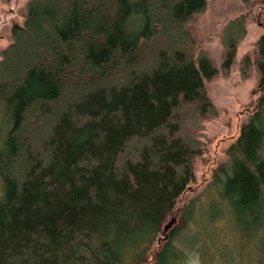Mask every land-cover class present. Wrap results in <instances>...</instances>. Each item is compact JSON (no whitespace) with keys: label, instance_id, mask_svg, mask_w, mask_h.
<instances>
[{"label":"trees","instance_id":"obj_1","mask_svg":"<svg viewBox=\"0 0 264 264\" xmlns=\"http://www.w3.org/2000/svg\"><path fill=\"white\" fill-rule=\"evenodd\" d=\"M206 5L27 3L0 53V102L10 114L0 149V264H191L193 246L177 245L181 230L161 227L166 215L176 220L194 181L201 123L217 114L205 83L229 76L245 35L243 16L225 26L219 68L196 52L187 26ZM132 15L141 23L130 32ZM238 70L242 81L255 70L264 90V35ZM263 104L264 91L229 148L218 194L226 209H212L231 211L236 264H264Z\"/></svg>","mask_w":264,"mask_h":264},{"label":"rangeland","instance_id":"obj_2","mask_svg":"<svg viewBox=\"0 0 264 264\" xmlns=\"http://www.w3.org/2000/svg\"><path fill=\"white\" fill-rule=\"evenodd\" d=\"M29 1L0 0V53L12 42V27L23 24L26 5ZM134 16H131L129 26H126L129 30L131 29L130 32L141 23L140 17ZM239 16L245 18V35L237 46L236 62L228 77L219 76L205 83L217 114L214 119L201 123L202 151L194 162V181L179 198L180 210L176 212V220L168 226V232L181 230L177 244L180 249L188 252L186 249L193 246L189 250L191 252L187 253L191 264L198 263V260H202L205 264H227L229 261L236 264L238 262L231 241L235 238L239 241L240 236L233 228L231 211L216 212L212 209L215 206L221 207L222 210L226 209L225 204L218 198V194L224 174L230 173L229 148L238 138L242 126L248 124L255 115L257 100L264 91L263 88L258 87L255 70L247 81L241 80L238 70L239 60L245 54H252L256 42L264 35V0H207L205 12L187 26V30L196 41V52L206 51L214 65L219 68L222 31L230 21ZM258 121L261 122L260 125L264 131V104ZM9 123L10 114L0 102V149ZM259 154L264 160V141ZM2 192L3 186L0 181V198ZM216 213L218 216L210 218ZM221 215H226L224 216L226 222ZM171 219L172 216H165L161 230L169 224ZM195 230H202V232L198 233ZM183 234L184 244L181 242ZM157 240L158 238L154 245ZM203 243L207 245L202 251ZM148 257L151 258L150 253Z\"/></svg>","mask_w":264,"mask_h":264},{"label":"water","instance_id":"obj_3","mask_svg":"<svg viewBox=\"0 0 264 264\" xmlns=\"http://www.w3.org/2000/svg\"><path fill=\"white\" fill-rule=\"evenodd\" d=\"M174 222V220H171L168 226H171V224ZM168 226L165 227V229L168 228Z\"/></svg>","mask_w":264,"mask_h":264}]
</instances>
